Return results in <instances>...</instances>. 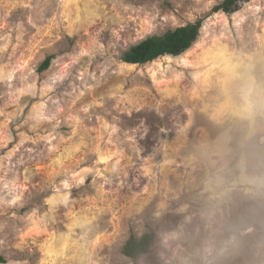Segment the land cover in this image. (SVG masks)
Masks as SVG:
<instances>
[{
	"label": "rangeland",
	"instance_id": "obj_1",
	"mask_svg": "<svg viewBox=\"0 0 264 264\" xmlns=\"http://www.w3.org/2000/svg\"><path fill=\"white\" fill-rule=\"evenodd\" d=\"M223 1L0 0V264H264V0Z\"/></svg>",
	"mask_w": 264,
	"mask_h": 264
},
{
	"label": "trees",
	"instance_id": "obj_2",
	"mask_svg": "<svg viewBox=\"0 0 264 264\" xmlns=\"http://www.w3.org/2000/svg\"><path fill=\"white\" fill-rule=\"evenodd\" d=\"M239 0H224L213 8L214 12L233 13L239 9ZM201 21L189 23L183 26L168 30L161 35L148 37L139 43L131 46L123 52L120 60L127 64H145L163 56H180L191 48L197 41ZM49 59L43 62V67L48 66ZM154 234H146L140 239L130 237L123 246L122 253L126 257L136 260L147 252Z\"/></svg>",
	"mask_w": 264,
	"mask_h": 264
}]
</instances>
